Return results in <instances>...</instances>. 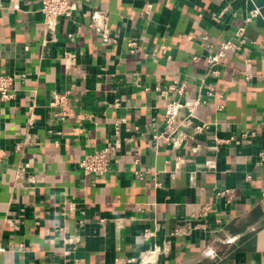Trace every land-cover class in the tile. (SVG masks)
Here are the masks:
<instances>
[{
  "label": "crops",
  "instance_id": "0c3cea01",
  "mask_svg": "<svg viewBox=\"0 0 264 264\" xmlns=\"http://www.w3.org/2000/svg\"><path fill=\"white\" fill-rule=\"evenodd\" d=\"M74 1L49 32L42 0H0V264H140L154 246L155 264H264V0ZM171 101L190 124L166 142ZM107 146L109 172L85 175Z\"/></svg>",
  "mask_w": 264,
  "mask_h": 264
},
{
  "label": "built area",
  "instance_id": "2783aa9c",
  "mask_svg": "<svg viewBox=\"0 0 264 264\" xmlns=\"http://www.w3.org/2000/svg\"><path fill=\"white\" fill-rule=\"evenodd\" d=\"M79 9V2L74 0H42L41 12L44 15V24L47 30L50 32L54 29L56 20L58 18H72L73 14ZM260 10L258 8H253L248 12L245 19V23H250L254 18L260 16ZM89 27L93 30L103 33L107 32V16L104 12L94 10L91 15V22ZM246 44L245 39V27L240 26L234 32L233 37L230 40L222 42L219 46L218 52L207 60L208 64L219 63L221 59L225 56L228 51H239ZM128 47L131 52L136 48V44L130 41ZM163 56L166 54V48H161L158 53ZM154 54H157L156 52ZM183 84L177 86V82L169 87V91L177 92L181 94L183 91ZM212 95V91L208 92V96ZM14 97V90L12 88L11 78L1 76L0 77V100L9 101ZM64 96L58 97L54 100L52 105H60L63 103ZM201 101L197 100L192 103L193 106L200 105ZM186 106L178 101L168 102L165 106L164 122L165 128L161 135L157 136V139H163L166 142L177 141L180 136L177 134L180 126L185 124H190L189 121L184 120L179 121L178 115L182 107ZM204 126H196L195 130L200 132L204 129ZM116 146H107L100 150H95L89 154H86L84 158L79 163V168L85 175H93L97 177L105 176L110 170V162L116 153ZM138 174V173H137ZM233 190H225L219 192L218 195L225 197L227 199H232ZM211 211L210 206H203L197 217H205ZM178 234L181 233L180 230L177 231ZM152 234L146 232L144 234L145 238L150 237ZM167 251L166 248L160 246H154V248L148 250L139 260L140 264H155L158 257Z\"/></svg>",
  "mask_w": 264,
  "mask_h": 264
}]
</instances>
